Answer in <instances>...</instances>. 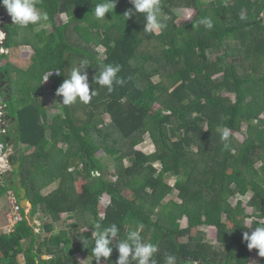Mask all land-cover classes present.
<instances>
[{
  "label": "trees",
  "instance_id": "1",
  "mask_svg": "<svg viewBox=\"0 0 264 264\" xmlns=\"http://www.w3.org/2000/svg\"><path fill=\"white\" fill-rule=\"evenodd\" d=\"M99 2L39 0L37 7L48 19L27 27L6 15V46L26 44L33 55L27 68L9 61L10 52L0 57L8 59L2 71L13 90L11 101L2 103L5 92L0 88L9 122L0 144L8 149L14 139L34 150L14 152L21 166L0 181V197L10 189L20 196V175L32 203L29 216L41 222L36 232L21 209L23 219L14 230L0 233V264H21L20 255L25 264H80L75 257L80 252L96 264L92 233L99 230L97 224L102 229L113 223L119 228L114 244L128 231L139 230L145 241L159 246L157 264H165L168 254L177 257L176 264H248L251 250L243 233L252 229L246 221H264V72L254 64L247 72L246 65L254 57L264 58V0H161L167 26L151 33L144 31V14L135 11L131 0H116L114 10L100 20L94 16ZM177 8L197 14L178 26ZM59 16L66 21L60 23ZM205 17L211 18L212 29L199 23ZM233 21L239 22L237 28ZM149 44L155 46L154 54ZM99 46L106 49L105 56ZM212 49L223 50L216 62L208 60ZM84 58L91 63L86 68L90 89L98 94L89 103L77 100L70 106L56 95L58 111H51L41 99L43 92L56 94ZM101 64L121 65L117 75L123 83L112 92L93 82ZM11 73L16 77L8 78ZM156 74L168 84L157 99L159 107L149 109L139 100ZM104 114L110 124H96V116ZM225 130L230 133L227 149L221 139ZM237 132L244 135L242 142ZM145 133L157 145L150 154L134 149ZM118 138L127 140L125 149L117 147ZM101 150L119 159L116 180L105 182ZM76 160L79 165L71 166ZM79 179L84 181L81 189ZM250 192L253 214L242 200ZM105 193L109 202L102 216L99 205ZM172 194L179 200L169 198ZM63 216L75 221L56 231L54 224ZM211 226L217 229L218 245L200 231L194 234ZM76 232L79 242L73 241ZM228 244L231 248L225 250ZM118 255L114 248L100 264H116Z\"/></svg>",
  "mask_w": 264,
  "mask_h": 264
},
{
  "label": "clouds",
  "instance_id": "2",
  "mask_svg": "<svg viewBox=\"0 0 264 264\" xmlns=\"http://www.w3.org/2000/svg\"><path fill=\"white\" fill-rule=\"evenodd\" d=\"M38 3L39 0H0V4L6 8L13 24L20 27H27L30 24H37L48 19L47 13L41 12L37 7ZM131 3L136 12L144 14V31L158 32V30H162L167 26L164 22L167 17L161 15V0H131ZM115 4L116 0H101V2L96 3L94 8L95 18L98 20L105 19L106 13L114 10ZM125 14L128 18L132 14L131 10L125 12ZM241 19H244V17L242 16ZM199 23L207 29L213 28L211 18H202ZM1 55L4 54H0V57ZM89 65L91 63L87 58L81 59L79 66L74 67L68 77L56 89V95L62 97L64 106H70L76 103L77 100L89 103L92 97L98 94L94 87L90 89L89 86L86 71ZM120 71V64H101L99 74L94 77L93 82L101 87H106L109 92H112L114 85L123 83V79L117 75ZM48 77H45V81ZM229 135V131L225 130L221 136V139L225 141V149L229 147L227 143ZM95 227L99 230L92 233L91 239H94L92 253L96 264H100L101 258L108 260L114 248L119 253L116 264H131L132 261H135L136 264H157L154 256L158 252L159 246L150 241H145L139 230L128 231L125 239L118 240L114 244L113 241L117 238L119 232V228L115 223L102 229L99 224ZM82 239L84 238L82 237ZM243 241L247 243L249 250L257 249L258 255L264 257V221L257 222V226L250 233L244 232ZM176 260L175 255L168 254L165 257V264H176Z\"/></svg>",
  "mask_w": 264,
  "mask_h": 264
},
{
  "label": "rangeland",
  "instance_id": "3",
  "mask_svg": "<svg viewBox=\"0 0 264 264\" xmlns=\"http://www.w3.org/2000/svg\"><path fill=\"white\" fill-rule=\"evenodd\" d=\"M177 14V19L175 21V24L178 26H181L185 21H191L193 18H195L197 11L195 9H189V8H177L174 10ZM7 14V12H6ZM65 20L66 21V17L62 16V17H58V20L60 23H62L60 20ZM64 21V22H65ZM232 26L233 28H237L239 26V22L238 21H233L232 22ZM159 32V30H158ZM28 38L30 39L31 36H28ZM148 46H151V44H149ZM19 47H13L11 48V53L9 54V61L13 62L15 65L20 66L22 68H27L30 65L31 61V55H33V49L31 46H23L24 50L26 51L25 53H19ZM146 48V47H145ZM153 49V50H152ZM98 50L101 52L102 56H105L107 54L106 49L103 46H99ZM149 50H151V52L154 54L155 52V46H151V48H149ZM148 50V52H149ZM223 50L222 49H212L208 52V60L209 61H217V56L222 54ZM20 54V55H18ZM24 56V59H22ZM22 60V62H21ZM255 65L256 68L258 69L259 73H263L264 72V58L263 57H254L253 62L249 61L247 62L246 65V69L247 72H250L252 69V65ZM16 77V73H11L10 76H8V78H15ZM154 85L149 87L145 93L143 94V96L140 98L139 100V104L147 107L149 109H157L159 107V104L157 103V99L158 97L164 92V90L166 89V85L168 84V79L163 77L160 78V76H158V74L151 76ZM48 79L45 81L44 86L47 88L48 86ZM224 96H229L232 100H235V96L234 94H230L225 92L223 94ZM42 101L44 102L45 106H47L48 108H50L51 111L53 112H57L58 110L55 107V102H56V94L53 93L52 91L45 89V92H43V97L41 98ZM8 103V102H6ZM111 122V118L109 115L104 114V115H100V116H96V120L95 123L99 124L100 126H102L103 124L106 126L107 124H110ZM172 136L173 140H176L178 138V136L174 137V135H170ZM236 138L242 142L244 140V135L241 132H237L235 133ZM143 139L139 142L135 143L134 149L135 150H140L146 154H150L156 151L157 149V145L154 143V141L152 140L151 136L149 135V133H145L144 135H142ZM118 142H117V147L120 149H125L126 145L128 144L127 140H122L120 138H118ZM110 142H112V140H109ZM18 146H22V145H18ZM19 147V148H20ZM25 147V146H24ZM21 150V148L19 149ZM15 148H12L13 154H14ZM99 154H102V162L103 164L106 166L103 172V178L105 180V182H110L113 180H116V176L114 175L115 172V163L119 160V159H115V157H112L111 155L108 154H104L103 151L101 150L99 152ZM124 163H127V160H124ZM155 165H159V163H154ZM71 166H78V162L76 161H71L70 163ZM258 166H260V164H257ZM159 168V167H158ZM12 169V163L9 167V170L11 171ZM96 175L98 174L97 172L95 173ZM168 182L173 184V178H167ZM84 181L79 179L77 182V186L79 189H81L82 185H83ZM52 187H48L46 188L44 191H48L50 190ZM252 196V192H250L248 195L242 197L243 200V205L245 206L246 212L248 214H253L254 209L253 207L249 204L250 198ZM173 197V199L175 200H179L177 198V195L172 194L169 196ZM11 201V200H10ZM9 201V194L8 192H6L5 194L2 195V198L0 200V233L3 232V227L5 225H7L8 221H7V216L5 215L10 207H11V203ZM109 202V194L105 193L102 196V202L99 205V212L102 216H104L105 214V209H106V205ZM237 199H233V203L236 204ZM158 210H156L155 212V216H157ZM70 216H72L73 214L70 213ZM68 215V216H69ZM34 219H32V223H34ZM36 220V219H35ZM73 221H75L74 218H69L67 216H63L60 218V221H58L57 223H55V229L60 230L63 228H66L67 224L72 223ZM187 219L183 218L181 220V224L184 226L186 224ZM262 220L259 219H253V218H249L246 221V224L248 226H250V228L252 230H254V228L257 226V222H261ZM229 226L232 227V223L228 222ZM89 229H84L83 232L87 231ZM200 231V234L203 236V238L207 241H210L211 243L218 245L217 242V229L213 226L211 227H202L200 228V230L194 231V234L198 233ZM74 234V233H73ZM72 234V236H73ZM33 239L36 240L35 237H33ZM73 241L74 242H79V238H78V234L77 232L75 233V235L73 236ZM27 244L29 245L31 240H27L26 241ZM231 248V244H228L225 246V250H230ZM75 257L77 258V260L79 261L80 264H93L90 259L82 252L80 253H76ZM264 257H261L258 255V250L257 249H252L251 250V254L249 257V263L248 264H263L262 260ZM101 264H106V263H101Z\"/></svg>",
  "mask_w": 264,
  "mask_h": 264
},
{
  "label": "built area",
  "instance_id": "4",
  "mask_svg": "<svg viewBox=\"0 0 264 264\" xmlns=\"http://www.w3.org/2000/svg\"><path fill=\"white\" fill-rule=\"evenodd\" d=\"M6 10H4L2 4H0V44L4 43V41L7 38L6 32H4L3 27L5 22H6ZM9 53V48L6 46V44H3L0 47V54H8ZM3 106L0 104V135L1 134H7L8 133V125L9 122L7 118L4 115L3 112ZM10 154L8 152V149H4L3 144H0V178L1 175L9 170V167L11 165V162L9 160ZM11 194V203L12 207L10 211L7 213V225H5L3 231L6 233H11L16 224L20 222L23 219V215L21 212L22 206L21 204L17 201V199L14 197L12 193Z\"/></svg>",
  "mask_w": 264,
  "mask_h": 264
},
{
  "label": "water",
  "instance_id": "5",
  "mask_svg": "<svg viewBox=\"0 0 264 264\" xmlns=\"http://www.w3.org/2000/svg\"><path fill=\"white\" fill-rule=\"evenodd\" d=\"M4 32L8 34V31L6 30L5 27H3ZM7 40V39H6ZM6 40L4 43L0 44V47L5 44ZM8 62V59L0 58V88L5 92V96L2 99V103H6L11 101L12 99V87L10 85V82L6 80V73L2 71V67H4ZM10 162L12 163V169L15 170L16 172L19 171L20 166H21V161L18 158H14L13 156H10L9 158ZM22 177L20 175L17 176V187L20 189V201L19 203L23 208L28 209L29 207L32 206V203L30 199L27 197V189L22 185Z\"/></svg>",
  "mask_w": 264,
  "mask_h": 264
},
{
  "label": "crops",
  "instance_id": "6",
  "mask_svg": "<svg viewBox=\"0 0 264 264\" xmlns=\"http://www.w3.org/2000/svg\"><path fill=\"white\" fill-rule=\"evenodd\" d=\"M23 46H28V45H26V44H23V45H20L19 46V53H25L26 51L24 50V48H23ZM9 52L11 53V49H9ZM18 55H20V54H18ZM22 59H24V56H23V58ZM21 62H22V60H21ZM30 64H31V62H30ZM18 67H20V66H18ZM20 68H22V67H20ZM9 139V138H8ZM12 144L8 147V152H9V154L12 156L13 155V152H11L12 151V148H15V151L14 152H17L18 150H19V147H18V145H17V143L15 142V140L14 139H12ZM25 145H22L20 148L23 150V151H26V153H30V152H32L33 150H34V148L33 147H31V146H25ZM20 151V150H19ZM5 175V176H4ZM6 176L8 177V176H10V170H8V171H6V172H4L2 175H1V178H0V181L1 180H3V178L5 179L6 178ZM16 184H17V182H16ZM10 193H12L13 195H14V197L17 199V201L19 202L20 201V197H17V195L15 194V192H14V190L13 189H10V190H8V194H9V201L11 200V194ZM1 198H2V196L0 197V200H1ZM10 203H11V201H10ZM11 207H12V203H11ZM11 207H10V209H11ZM23 208V207H22ZM10 209H9V211H10ZM23 209H25V212H26V215H27V217H28V219L31 221V224L32 225H35V231L36 232H39V230H40V227H39V225H40V220L37 218V217H35V219H34V223L35 224H33L32 222V218L29 216V214H30V212H31V210H32V206L31 207H29L28 209H26V208H23ZM8 211V212H9ZM7 212V213H8ZM7 213L5 214L6 216H7ZM60 221V220H59ZM58 222V221H57ZM57 222H55V223H57ZM55 225V224H54ZM5 227V226H4ZM4 227H3V229H4ZM64 229V228H63ZM56 231H57V229H56ZM19 259H20V262H21V264H25V259H24V256L23 255H20V257H19Z\"/></svg>",
  "mask_w": 264,
  "mask_h": 264
}]
</instances>
